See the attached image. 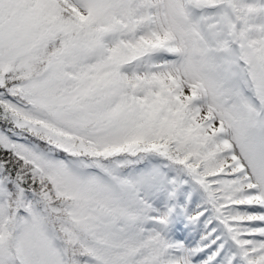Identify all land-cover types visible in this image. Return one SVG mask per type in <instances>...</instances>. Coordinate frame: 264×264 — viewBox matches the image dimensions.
Here are the masks:
<instances>
[{
	"label": "snow or ice",
	"instance_id": "6c2138e0",
	"mask_svg": "<svg viewBox=\"0 0 264 264\" xmlns=\"http://www.w3.org/2000/svg\"><path fill=\"white\" fill-rule=\"evenodd\" d=\"M0 264H264V0H0Z\"/></svg>",
	"mask_w": 264,
	"mask_h": 264
}]
</instances>
